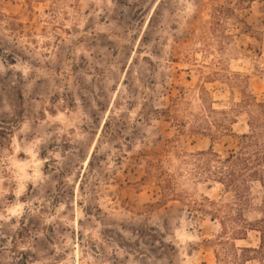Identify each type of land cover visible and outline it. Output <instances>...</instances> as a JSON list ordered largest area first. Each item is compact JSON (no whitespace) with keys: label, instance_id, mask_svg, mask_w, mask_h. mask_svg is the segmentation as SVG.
<instances>
[{"label":"rangeland","instance_id":"374dc122","mask_svg":"<svg viewBox=\"0 0 264 264\" xmlns=\"http://www.w3.org/2000/svg\"><path fill=\"white\" fill-rule=\"evenodd\" d=\"M245 93L264 96V0H0V264H259L237 213L261 218L264 188L239 202L192 165L237 150ZM210 105L224 133L197 131Z\"/></svg>","mask_w":264,"mask_h":264},{"label":"trees","instance_id":"16d2710c","mask_svg":"<svg viewBox=\"0 0 264 264\" xmlns=\"http://www.w3.org/2000/svg\"><path fill=\"white\" fill-rule=\"evenodd\" d=\"M170 100V107L162 109V112L168 117L175 119L177 126H183L176 116V106L178 105L179 99L171 97ZM235 106L245 110L248 126V131L239 137L240 142L237 150H232L226 157L222 158L212 148H209L206 151H201L193 155L196 157L192 159V165L194 166L195 174L199 172L203 173L202 178L204 180L218 182L226 191L233 193V197L240 202L247 197L246 194L251 182H258L264 188V96L261 99H256L251 94L245 93L241 97L240 102ZM202 108L207 114L205 116L196 115L194 117L199 121L196 128L197 131L205 133L215 129L217 132L216 135H218L224 133L229 128L223 122L213 120L214 123H211L208 121V114L212 116V114L217 112L211 105L202 106ZM219 113L226 115L224 111ZM147 166V174L149 176L153 175L157 180V186L161 193L160 201L176 196L177 194L173 190L172 176L161 168L160 164H157L154 160H150V158L147 160ZM202 201L206 202L209 209L200 205L195 210H214L210 214L211 219L215 215H218V211L223 208V205L219 201L211 200L206 196H202ZM241 210L242 207L239 205L237 215L239 216L240 222L244 225H250V229L255 230L259 237L257 247L244 249L251 251L255 255V258L258 259L259 264H264V213L253 224H249L243 218ZM220 224L222 228L223 223L221 221ZM245 228L243 227L242 230L238 228L233 230L232 233L237 235L245 230ZM216 240L221 242L222 236L219 235Z\"/></svg>","mask_w":264,"mask_h":264}]
</instances>
